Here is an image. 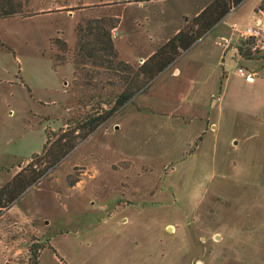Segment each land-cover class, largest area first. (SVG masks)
Listing matches in <instances>:
<instances>
[{
	"label": "rangeland",
	"instance_id": "rangeland-1",
	"mask_svg": "<svg viewBox=\"0 0 264 264\" xmlns=\"http://www.w3.org/2000/svg\"><path fill=\"white\" fill-rule=\"evenodd\" d=\"M205 2L28 0L31 16L0 19V190L20 172L40 178L1 209L0 264H33L36 246L37 264H264V43L253 52L234 30L264 20V0L168 68L207 62L203 122L172 115L157 80L102 120L128 85L99 61L75 63L96 42L90 21L116 20L117 61L137 69ZM220 30L231 42L214 62ZM60 139L74 147L51 167L44 147Z\"/></svg>",
	"mask_w": 264,
	"mask_h": 264
},
{
	"label": "trees",
	"instance_id": "trees-1",
	"mask_svg": "<svg viewBox=\"0 0 264 264\" xmlns=\"http://www.w3.org/2000/svg\"><path fill=\"white\" fill-rule=\"evenodd\" d=\"M244 1L206 0L205 6L196 12L195 26L191 30H182L176 37L169 39L137 69L127 62L117 61L119 54L112 34L114 29L118 27L117 21L113 20L109 28L103 25L104 19L90 21L88 30L91 35L97 37L96 42L81 43L78 60L75 62L77 68L83 69L80 65H85L87 61H99L103 66L107 65L104 69L110 73L113 83H115V79H121L128 85V89L116 98L115 106L108 112L109 116L102 118V120L109 119L115 111L127 105L144 88L147 91L154 81L182 55L183 51H188L199 40L213 31L234 8ZM28 4V0H0V19L31 16L26 10ZM260 10L264 11V6ZM109 57L112 60H109ZM48 145L47 142L43 156L50 160L51 167L59 163L74 147L73 145L62 144L61 139L54 143L51 148ZM26 173V171L20 172L12 183L0 190V214L1 209L18 200L28 188L40 179L33 175H25ZM38 248L36 246L32 252L33 264H37L38 261Z\"/></svg>",
	"mask_w": 264,
	"mask_h": 264
},
{
	"label": "crops",
	"instance_id": "crops-1",
	"mask_svg": "<svg viewBox=\"0 0 264 264\" xmlns=\"http://www.w3.org/2000/svg\"><path fill=\"white\" fill-rule=\"evenodd\" d=\"M221 23H219L214 28L213 31H216ZM213 31H211V33ZM216 40L217 41L214 43V46L212 47L213 54H214V56L212 57L214 59L212 60L214 62H216V60L217 59L219 60L220 58H223L225 60V56H226L225 50L228 47V42H231L230 39L224 34L222 30L219 31L218 37ZM132 47H135V45H133ZM149 57H146V58L148 59ZM146 58H143L144 61H146ZM206 63L202 61L201 62L196 61L193 64L184 63V64L178 65V62H177L175 63L176 67L174 68L172 72H170L168 69L158 77L156 83H159V81H161L163 86L159 91H157L156 89L157 91L156 94H162L163 101L171 102V106H172L171 109L174 110V113H172V115H179L181 110H183V112L181 113L188 116V118L199 120V122L204 121V114H203V117H201V113L199 112L197 113L198 110H196L195 108L198 107L199 109H202L200 105V101H199L200 98L199 99L198 97L196 98L197 96L196 92L199 91L200 93L201 90L205 91L206 88L209 87L211 84L210 80L208 78L206 79L207 74L205 75L203 71L204 70L203 66H205ZM182 79L185 80V82L181 81V83L183 84L185 83L184 88H183V85L180 86V84H178L179 80H182ZM187 86H188V89H187ZM197 86H199L200 88ZM184 99L187 102L183 101ZM182 103H184V106H180ZM178 106H180V108H178ZM167 109L168 110H165L162 113L169 116L170 113L167 111H170V108H167ZM201 131L202 130H199L198 134H200Z\"/></svg>",
	"mask_w": 264,
	"mask_h": 264
},
{
	"label": "built area",
	"instance_id": "built-area-1",
	"mask_svg": "<svg viewBox=\"0 0 264 264\" xmlns=\"http://www.w3.org/2000/svg\"><path fill=\"white\" fill-rule=\"evenodd\" d=\"M234 30L238 33V36L241 41L253 44L252 51L257 52L260 50L261 45L264 43V20H259L256 25L248 26L245 29H238L236 26ZM239 74L242 77H246L249 80H253L254 76L251 74H246V71L243 68L239 69Z\"/></svg>",
	"mask_w": 264,
	"mask_h": 264
}]
</instances>
